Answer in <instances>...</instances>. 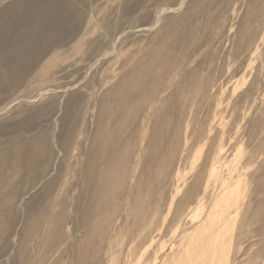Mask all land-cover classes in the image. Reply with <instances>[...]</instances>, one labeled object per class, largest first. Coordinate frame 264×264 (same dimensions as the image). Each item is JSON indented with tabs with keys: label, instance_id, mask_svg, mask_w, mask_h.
<instances>
[{
	"label": "rangeland",
	"instance_id": "obj_1",
	"mask_svg": "<svg viewBox=\"0 0 264 264\" xmlns=\"http://www.w3.org/2000/svg\"><path fill=\"white\" fill-rule=\"evenodd\" d=\"M0 264H264V0H0Z\"/></svg>",
	"mask_w": 264,
	"mask_h": 264
},
{
	"label": "bare ground",
	"instance_id": "obj_2",
	"mask_svg": "<svg viewBox=\"0 0 264 264\" xmlns=\"http://www.w3.org/2000/svg\"><path fill=\"white\" fill-rule=\"evenodd\" d=\"M41 142H42V141H41ZM41 142H39V145H40ZM37 144H38V143H37ZM42 144H43V143H42ZM44 144H45V143H44ZM39 145H38V146H39ZM44 147H45V146H44ZM33 149H35V148H33ZM30 150H31V149H30ZM30 150H29V151H30ZM39 150H40V149H39ZM39 150H37V151L39 152ZM46 150H47V149H46ZM41 151H42V150H41ZM27 152H28V151H27ZM27 152H26V153H27ZM46 152H47V151H46ZM43 153H44V152H43ZM43 156H44V155H43ZM41 157H42V156H41ZM20 158H21V157H20ZM34 158H35V157H34ZM37 158H39V157H37ZM28 159H29V157H28ZM18 160H19V159H18ZM29 161H30V160H29ZM19 163H20V162H19ZM19 163H17V164L14 165L12 172L15 173V172H17V171L20 169V165H19ZM28 163H29V162H28ZM33 164H34V163H33ZM36 164H37V163H36ZM35 166H36V165H35ZM46 166H47V165H46ZM35 169H36V168H35ZM35 171H36V170H35Z\"/></svg>",
	"mask_w": 264,
	"mask_h": 264
}]
</instances>
